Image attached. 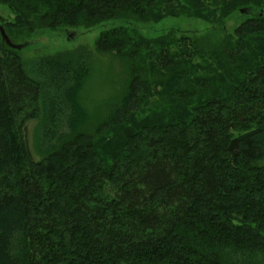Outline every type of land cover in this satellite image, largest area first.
<instances>
[{
    "label": "trees",
    "instance_id": "16d2710c",
    "mask_svg": "<svg viewBox=\"0 0 264 264\" xmlns=\"http://www.w3.org/2000/svg\"><path fill=\"white\" fill-rule=\"evenodd\" d=\"M179 1L0 0L13 13L1 24L11 41L101 23L96 48L129 66L119 102L91 134L79 102L84 58L39 57L29 75L1 41L0 264H264V0L223 9L240 15L214 49L228 76L212 90L190 79L187 45L173 54L171 33L139 31L200 16ZM247 36L259 37L257 50L245 52ZM142 49L150 77L133 62ZM150 98L154 109L138 117ZM34 118L38 160L21 128Z\"/></svg>",
    "mask_w": 264,
    "mask_h": 264
},
{
    "label": "rangeland",
    "instance_id": "374dc122",
    "mask_svg": "<svg viewBox=\"0 0 264 264\" xmlns=\"http://www.w3.org/2000/svg\"><path fill=\"white\" fill-rule=\"evenodd\" d=\"M233 1L180 0V4H185L186 6L188 4L193 12H196V8L199 9L200 16H189L186 12L178 16H166L158 22H141L138 25L139 31L147 37L171 33L173 40L166 46L173 54H179L183 47L187 45L185 56L190 79L192 81L196 79L202 80L200 89L202 87L205 90H212L217 87L223 88L221 80L228 76L223 71L225 61H222L224 57L221 53L214 49L226 42V36L232 33L233 25L239 18L240 12L238 8L227 15L222 13L226 11L223 9L229 4L232 5ZM12 18L13 13L9 7L0 2V24ZM218 19L224 22L226 32L211 30L210 22ZM101 28V23H98L86 27L66 26L55 30L37 29L28 38H26L27 36L24 39L19 37L15 42L22 45L20 49H17V54L20 56L22 65L29 75H32L31 62L39 57L63 52H74L84 58L88 64L89 72L80 90L79 102L88 115V119L82 128L91 134L95 133L96 125L107 114L110 107L119 102L127 82L129 69V66L124 62L125 60L117 54L96 48V39ZM247 37L245 52L248 53L253 49L257 50L260 46L259 37ZM1 41L0 38V45ZM147 53L148 49H142L133 58V62L139 73L147 72V77H150ZM220 73L225 76L218 78ZM153 100L154 98H150L149 101H143L137 113L138 117L143 118L154 109ZM39 122V118L27 119L21 127L25 147L32 160L42 158L34 147V137ZM102 133L96 134L94 138L100 140ZM104 146L102 144L101 148L106 150L107 147Z\"/></svg>",
    "mask_w": 264,
    "mask_h": 264
},
{
    "label": "water",
    "instance_id": "95a60500",
    "mask_svg": "<svg viewBox=\"0 0 264 264\" xmlns=\"http://www.w3.org/2000/svg\"><path fill=\"white\" fill-rule=\"evenodd\" d=\"M0 38L1 40L7 44L8 46H10L11 48H15V49H20L22 47L21 44L12 42L10 40V38L8 37L7 33L5 32L4 27L0 24Z\"/></svg>",
    "mask_w": 264,
    "mask_h": 264
}]
</instances>
